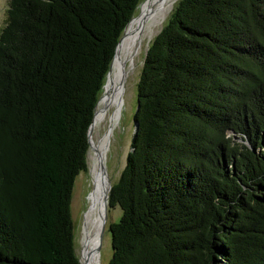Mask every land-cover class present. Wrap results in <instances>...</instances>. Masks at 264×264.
Masks as SVG:
<instances>
[{
    "label": "trees",
    "instance_id": "trees-1",
    "mask_svg": "<svg viewBox=\"0 0 264 264\" xmlns=\"http://www.w3.org/2000/svg\"><path fill=\"white\" fill-rule=\"evenodd\" d=\"M143 0H11L0 34V264H81L72 200ZM109 264H264V0H180L137 85Z\"/></svg>",
    "mask_w": 264,
    "mask_h": 264
},
{
    "label": "bare ground",
    "instance_id": "bare-ground-1",
    "mask_svg": "<svg viewBox=\"0 0 264 264\" xmlns=\"http://www.w3.org/2000/svg\"><path fill=\"white\" fill-rule=\"evenodd\" d=\"M178 1L148 0L137 18L126 29L117 47L106 92L97 106L93 123V131L104 126L108 127L110 134H106L99 142L92 139V149L95 156L90 169L91 185L88 184L90 187L87 192L89 202L82 219L79 218L81 220L79 225L82 226L81 232L79 231L81 233L79 234L82 244V246L80 245L82 247V264H100L99 246L104 237V233L102 236V229L108 216V196L112 187L111 176L106 166L108 162L106 145L113 132L118 129L127 84L135 75L137 61L145 41H152L161 31ZM103 164L105 170L102 168Z\"/></svg>",
    "mask_w": 264,
    "mask_h": 264
},
{
    "label": "rangeland",
    "instance_id": "rangeland-1",
    "mask_svg": "<svg viewBox=\"0 0 264 264\" xmlns=\"http://www.w3.org/2000/svg\"><path fill=\"white\" fill-rule=\"evenodd\" d=\"M10 1L11 0H0V34L7 23ZM147 1L148 0H143L141 6L139 7L136 13L135 18H137V16L140 14L144 4ZM170 16L168 17L164 26L168 22ZM153 40L152 41L147 40V42L145 41L142 47V53L139 56L138 61H137V69L135 71V75L132 77L133 79L127 84V89L125 90V96L123 100V105L121 107L120 123L118 125V129H116V131L113 132V135L111 136L110 141H109V147L107 150V161L108 162L106 161L107 162L106 166H107V169L109 170V175L111 176L112 185L116 183L118 179L120 178V175L125 168L128 154L131 150L132 139H133L134 131H135L134 120H135V115L138 109L137 85L140 80L141 72H142V69H143V66L146 60L148 50ZM108 80H109V76L107 78L105 89L101 95V98L104 96L106 92V86H107ZM107 132H108V127L103 126L100 128H96L92 132V139L95 140L96 142H99L102 138H104ZM94 156H95V152L91 147L89 155H88V170L87 172L82 173L77 178L74 193H73V200H72V215H73V220L75 224V245H76V251L78 253L80 260L82 258L81 257L82 244L80 243V234H81L80 232H81L82 226H80L79 224L81 221L80 219H82V216L84 215V211L87 208L88 202H89L88 201L89 194H87V192L90 189L88 184L91 185L90 169H91V165L93 164ZM85 192H86V195H84ZM120 217H121V210L119 208L109 209V206H108V216L106 220L107 223L105 226L104 237L102 239V242L100 245L101 248L99 251L100 264H109L111 260L113 251H112V237H111V233L109 232V229H110V225L117 222L120 219Z\"/></svg>",
    "mask_w": 264,
    "mask_h": 264
},
{
    "label": "water",
    "instance_id": "water-1",
    "mask_svg": "<svg viewBox=\"0 0 264 264\" xmlns=\"http://www.w3.org/2000/svg\"><path fill=\"white\" fill-rule=\"evenodd\" d=\"M125 34V33H124ZM122 39V38H121ZM120 42H121V40H120ZM120 42H119V44H120ZM119 46V45H118ZM116 52H117V50H116ZM116 56V55H115ZM114 59H115V57H114ZM112 66V65H111ZM110 71H111V69H110ZM110 71H109V73H110ZM108 76H109V74H108ZM99 102H100V100H99ZM99 102H98V104H99ZM98 106V105H97ZM138 109H139V103H138ZM137 109V110H138ZM96 115V114H95ZM93 123H94V121H93ZM92 132H93V124L91 125V127H90V131H89V139H90V146L92 147ZM107 134H110V130L107 132ZM108 147H109V142L107 143V145H106V148L108 149ZM102 168H103V170H105L106 168H105V165L103 164L102 165ZM111 190H112V187H111V189H110V192H111ZM110 194V193H109ZM108 203H109V196H108ZM106 223H107V221L105 220L104 221V223H103V229H102V236H103V233H104V230H105V226H106ZM102 238V237H101ZM100 247V246H99ZM101 248V247H100ZM100 248H99V251H100ZM80 262H81V260H80ZM82 264V263H81Z\"/></svg>",
    "mask_w": 264,
    "mask_h": 264
}]
</instances>
